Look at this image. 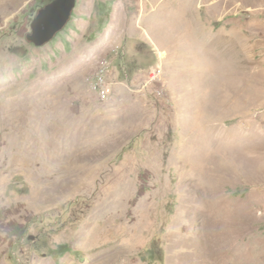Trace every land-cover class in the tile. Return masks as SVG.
<instances>
[{
	"label": "rangeland",
	"instance_id": "374dc122",
	"mask_svg": "<svg viewBox=\"0 0 264 264\" xmlns=\"http://www.w3.org/2000/svg\"><path fill=\"white\" fill-rule=\"evenodd\" d=\"M44 5L0 0V264H264V0H76L36 49Z\"/></svg>",
	"mask_w": 264,
	"mask_h": 264
},
{
	"label": "water",
	"instance_id": "95a60500",
	"mask_svg": "<svg viewBox=\"0 0 264 264\" xmlns=\"http://www.w3.org/2000/svg\"><path fill=\"white\" fill-rule=\"evenodd\" d=\"M47 1L38 10L26 35V41L37 48L49 43L65 27L76 5V0Z\"/></svg>",
	"mask_w": 264,
	"mask_h": 264
},
{
	"label": "built area",
	"instance_id": "2783aa9c",
	"mask_svg": "<svg viewBox=\"0 0 264 264\" xmlns=\"http://www.w3.org/2000/svg\"><path fill=\"white\" fill-rule=\"evenodd\" d=\"M93 71L87 77V82L90 86V90L96 97L99 103H107L113 96L112 83L108 80L107 74L109 73L110 65L108 62V56L98 57L95 54L91 55ZM157 79V73L155 70H151L148 76V81L141 82V88H146L145 83H149Z\"/></svg>",
	"mask_w": 264,
	"mask_h": 264
},
{
	"label": "crops",
	"instance_id": "0c3cea01",
	"mask_svg": "<svg viewBox=\"0 0 264 264\" xmlns=\"http://www.w3.org/2000/svg\"><path fill=\"white\" fill-rule=\"evenodd\" d=\"M78 2V1H77ZM135 38V37H134ZM109 44H111L110 39L108 40V38L106 37L103 42H99L96 46H95V50H101V49H105L107 46H110ZM112 47V46H111ZM36 49H42V48H36Z\"/></svg>",
	"mask_w": 264,
	"mask_h": 264
},
{
	"label": "flooded vegetation",
	"instance_id": "af4514ba",
	"mask_svg": "<svg viewBox=\"0 0 264 264\" xmlns=\"http://www.w3.org/2000/svg\"><path fill=\"white\" fill-rule=\"evenodd\" d=\"M43 2H45V4L48 2L47 0H42Z\"/></svg>",
	"mask_w": 264,
	"mask_h": 264
},
{
	"label": "bare ground",
	"instance_id": "6f19581e",
	"mask_svg": "<svg viewBox=\"0 0 264 264\" xmlns=\"http://www.w3.org/2000/svg\"><path fill=\"white\" fill-rule=\"evenodd\" d=\"M162 57V56H161Z\"/></svg>",
	"mask_w": 264,
	"mask_h": 264
}]
</instances>
